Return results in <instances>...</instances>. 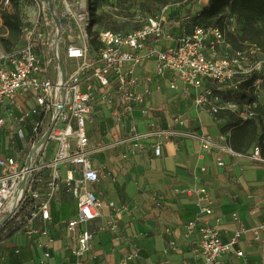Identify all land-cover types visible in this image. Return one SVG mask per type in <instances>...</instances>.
Returning <instances> with one entry per match:
<instances>
[{"label": "built area", "instance_id": "built-area-1", "mask_svg": "<svg viewBox=\"0 0 264 264\" xmlns=\"http://www.w3.org/2000/svg\"><path fill=\"white\" fill-rule=\"evenodd\" d=\"M31 1L38 5L37 20L22 26L19 45L10 50L0 45V128L12 123V118L20 124L28 122L27 132L19 131V151L0 155V230L25 211L21 219L25 232L47 237L46 228H35L33 223L36 218L42 224L51 220L50 201L61 185L76 200V216L66 221L68 230L100 217L102 201L87 185L99 180V170L93 166L91 156L104 146L92 148L86 125L112 118L118 125L115 132L126 131L124 141L151 134L169 137L174 132L165 128L140 134L133 122L125 129L124 119L132 116L134 106L140 107L143 114L151 109L148 100L153 81L157 82L154 90H159L158 82L166 78L169 88L191 98L196 108L211 115L227 109L243 119L256 116V102L237 104L224 97L252 77L256 95L264 80V54L255 45L246 44L239 49L231 45L227 35L237 30L234 16L226 17L223 29L214 24L187 26L169 16L171 6L179 4L171 0L134 30L95 32L91 27L89 32L87 0H57L59 4L56 0ZM3 4L9 5V0H3ZM59 18L62 23L71 21L74 28L63 41L62 55L68 64L62 63L59 54L63 32ZM92 39L96 40L95 49ZM19 95L25 97L26 109L17 102ZM175 119L184 123L181 116ZM194 136L203 151L217 147L264 166L257 143L249 154H244L204 131ZM50 140L57 147L48 155L46 146ZM114 142H118L117 137ZM161 150L158 141L153 145V154L159 156ZM217 165L223 166L224 162L218 159ZM184 191L194 196L198 207L196 216L185 225L187 235L195 228L200 232L194 248L199 259L195 264H223L221 256L225 253L242 255L233 246L246 227L239 222L230 241L223 242L216 225L198 223L201 214L212 212L209 190L194 186ZM108 204L115 206L112 201ZM258 228H264V223L254 228L255 238L260 237ZM92 237L89 228L79 232L77 246L72 249L76 257L73 264H83ZM52 241L47 238V243ZM36 243L43 245L38 240ZM43 255L48 257V251Z\"/></svg>", "mask_w": 264, "mask_h": 264}, {"label": "crops", "instance_id": "crops-1", "mask_svg": "<svg viewBox=\"0 0 264 264\" xmlns=\"http://www.w3.org/2000/svg\"><path fill=\"white\" fill-rule=\"evenodd\" d=\"M156 84L152 82L148 100L151 109L143 114L134 106L132 116L124 119L125 129L133 122L140 134L160 128L174 133L124 141L126 131L115 132L118 125L112 118L90 125L92 148L104 146L94 153L98 157L92 161L99 170V180L88 184L102 201V215L68 230L66 221L76 216V200L61 185L50 201L51 220L42 224L36 218L33 223L35 228L45 227L47 237L24 230L0 240V264H73L76 257L72 249L85 228L93 231V237L83 264H195L199 259L194 248L200 232L195 228L187 235L185 225L196 216L198 207L194 196L184 191L194 186L206 187L212 196V212L201 214L198 223L216 225L223 242L230 241L239 222L247 229L233 246L243 254L225 253L223 264H264V228H258L259 238L254 233V228L264 223V166L217 147L201 150L194 135L204 131L217 142L227 143L229 132H222V123L196 108L191 98L169 88L166 78L158 82L159 90H154ZM179 116L183 124L176 121ZM158 141L162 150L155 156L153 145ZM218 159L223 166L217 165ZM202 166L205 170H200ZM109 201L115 206H109ZM48 237L53 241L47 243ZM36 240L43 245H37ZM44 251L49 253L46 258Z\"/></svg>", "mask_w": 264, "mask_h": 264}, {"label": "trees", "instance_id": "trees-1", "mask_svg": "<svg viewBox=\"0 0 264 264\" xmlns=\"http://www.w3.org/2000/svg\"><path fill=\"white\" fill-rule=\"evenodd\" d=\"M22 1L23 0H9V5H4L3 0H0V18L5 28L4 33L0 35V45L6 50H10L20 44L22 26L30 24V21L25 19L22 15L20 8V3ZM101 1L103 0H87V9L91 17L90 26L88 27L89 32L92 25L96 22L95 12ZM148 1L158 4L160 8L171 0ZM227 16H234L239 28L241 24L244 31V39L242 40L246 41L244 45H255L259 51L264 54V0H208V3L202 5L197 14V19L204 22L197 24H214L220 29H223L225 28L224 21ZM235 32L228 33V38L234 35ZM91 44L95 49L96 40L92 39ZM244 45L241 43L240 46L236 48H242ZM253 78L254 77L241 84L239 89L251 88ZM262 86H264V80ZM252 91L254 93V88H252ZM231 93L233 92L228 91V93L224 95L227 97L230 96ZM247 101L256 102L254 108L256 111L255 117L243 119L235 112L227 109L220 110L214 114L213 117L216 122L222 123L220 127L222 132H229L227 142L232 149L244 154H249L252 147L257 143L260 145L261 155L264 157V104L260 103V99H257L255 94L248 98ZM16 141V146L21 147L19 138H16ZM2 229L0 230V234Z\"/></svg>", "mask_w": 264, "mask_h": 264}, {"label": "rangeland", "instance_id": "rangeland-1", "mask_svg": "<svg viewBox=\"0 0 264 264\" xmlns=\"http://www.w3.org/2000/svg\"><path fill=\"white\" fill-rule=\"evenodd\" d=\"M182 0H175L174 2H179V4L172 5L170 8V14L172 19L179 20L181 23L185 22L187 26H191L193 24L202 23L204 21H200L197 19V14L201 7L200 0H190L187 2H181ZM56 4H59L58 1H55ZM20 8L22 15L25 19L31 22H35L38 18V5L34 1L31 0H23L20 3ZM159 10V5L151 3L148 0H103L98 5V8L95 12L96 22L92 26L93 31H100L103 29H114L121 32H128L134 30L141 26L149 17H154L157 15ZM61 22V19L59 18ZM62 23V22H61ZM63 32L61 35V39L59 42V54L63 64H68L64 56L62 55V48L65 43L64 40H67V35L71 30H74L72 27V22L67 23V19L65 23H62ZM5 31V28L0 25V35H2ZM244 31L237 24V30L234 35L229 36L231 40V45L233 48L240 46L241 43L243 45L246 43L243 38ZM244 41V42H243ZM233 43V44H232ZM50 53L46 52V55ZM83 88V86H82ZM252 87H247L246 89H236L231 93L230 96L225 97V99L236 102L237 104L244 103L248 98L253 95ZM257 99L264 101V86H262L258 93L256 94ZM17 102L22 104L26 109L25 105V97L19 95L16 97ZM13 122L6 124L3 128H0V155H14L19 151V147H17L16 138L19 137V131L23 130L24 133L27 132L28 122L24 121L21 124L17 123L14 118H12ZM90 125L87 124V130L90 129ZM91 144H93L91 142ZM92 146V145H91ZM57 144L55 141L50 140L47 143L46 151L48 155H51L55 152ZM74 149V143L71 142V150ZM97 154L91 156L92 161L97 158ZM95 163V162H94ZM87 188H90V185H87ZM25 212V211H24ZM21 213L19 217H17L13 221H9L6 226L3 227L2 232L0 234V239L4 240L6 238H10L14 236L15 233H20V231H24L25 228L21 222L22 215Z\"/></svg>", "mask_w": 264, "mask_h": 264}, {"label": "water", "instance_id": "water-1", "mask_svg": "<svg viewBox=\"0 0 264 264\" xmlns=\"http://www.w3.org/2000/svg\"><path fill=\"white\" fill-rule=\"evenodd\" d=\"M200 2L205 5L208 3V0H200Z\"/></svg>", "mask_w": 264, "mask_h": 264}]
</instances>
